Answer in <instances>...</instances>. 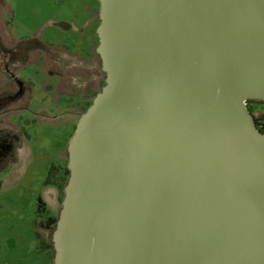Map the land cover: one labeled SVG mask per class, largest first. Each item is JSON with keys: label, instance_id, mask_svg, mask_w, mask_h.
Wrapping results in <instances>:
<instances>
[{"label": "water", "instance_id": "obj_1", "mask_svg": "<svg viewBox=\"0 0 264 264\" xmlns=\"http://www.w3.org/2000/svg\"><path fill=\"white\" fill-rule=\"evenodd\" d=\"M98 1L54 264H264V0Z\"/></svg>", "mask_w": 264, "mask_h": 264}, {"label": "rangeland", "instance_id": "obj_2", "mask_svg": "<svg viewBox=\"0 0 264 264\" xmlns=\"http://www.w3.org/2000/svg\"><path fill=\"white\" fill-rule=\"evenodd\" d=\"M98 12V0H0V98L18 80L28 87L0 102V264H54L48 243L64 194L44 180L51 164L67 165L76 103L105 82Z\"/></svg>", "mask_w": 264, "mask_h": 264}, {"label": "trees", "instance_id": "obj_3", "mask_svg": "<svg viewBox=\"0 0 264 264\" xmlns=\"http://www.w3.org/2000/svg\"><path fill=\"white\" fill-rule=\"evenodd\" d=\"M35 48H37V47H35ZM104 84H105V82H104ZM91 103L92 102H89L88 105L83 109L82 112H85ZM248 107H249V110L255 119L257 127L264 133V101H262V100H249L248 101ZM68 176H69V169H68L67 165H65L63 167V166H59V165L53 163L48 168V173H47L46 178L44 180V185L56 186L57 188L61 189L63 192V189H64V186L67 182ZM63 194H64V192H63ZM56 222H57V217L54 218V221H53L54 227H52V229H51L52 233H53V230L55 229ZM37 235L40 236V233L38 232ZM51 237H52V235H51ZM48 244H49V249L51 248L54 251L52 239H50V242ZM41 248H43V245ZM43 249H45V248H43Z\"/></svg>", "mask_w": 264, "mask_h": 264}, {"label": "flooded vegetation", "instance_id": "obj_4", "mask_svg": "<svg viewBox=\"0 0 264 264\" xmlns=\"http://www.w3.org/2000/svg\"><path fill=\"white\" fill-rule=\"evenodd\" d=\"M98 17H99V14H98ZM98 36V35H97ZM3 42H4V40H3V37L2 36H0V47L3 45ZM1 49H3L2 51H3V55H4V57H5V53H4V48H2L1 47ZM9 50H11V57H10V59H16V57L14 58V56L15 55H13L14 54V51H13V49H9ZM7 57V56H6ZM47 60H49V59H39V62L40 63H42V64H44ZM46 64V63H45ZM50 70L51 71H54V72H56V73H58V74H61L62 72H59V71H57L56 70V68H50ZM17 88L16 89H14V90H12L10 87H7V89H5V90H9L4 96H2L1 98H0V102L1 103H3V104H7L9 101H11V100H13V99H15L16 97H20V96H24V94L26 93V91L28 90V87H25L24 85H26L25 83H24V81H21V80H18L17 81ZM27 86V85H26ZM25 89V90H24ZM24 90V91H23ZM22 91V92H21ZM20 92V94H18ZM9 148V147H8ZM7 147H5V149H8ZM3 155V154H2Z\"/></svg>", "mask_w": 264, "mask_h": 264}, {"label": "crops", "instance_id": "obj_5", "mask_svg": "<svg viewBox=\"0 0 264 264\" xmlns=\"http://www.w3.org/2000/svg\"><path fill=\"white\" fill-rule=\"evenodd\" d=\"M50 80H51L50 83H51V82H54V81H55V78H54L53 76H51V79H50ZM56 83H57V81H55L54 84L51 83V85H52V87H53L54 89L57 87V85H55ZM52 87H51V88H52ZM89 90H90V89H89ZM89 90H88V91H89ZM100 90H101V89H100ZM100 90H99V91H100ZM90 91H91V90H90ZM88 93H89V92H87V93L85 94L87 97H88ZM97 93H98V92H96L95 95H96ZM95 95H94V97H95ZM86 96H84L82 99H80V100L78 101V103H76V104H77L76 106L78 107V108H76V109H79V108H80V110L82 111V110L88 105L89 102H92V101H88L89 99H88V98H85ZM84 98H85V99H84ZM75 111H76V110H75ZM79 115H80V114H79Z\"/></svg>", "mask_w": 264, "mask_h": 264}]
</instances>
